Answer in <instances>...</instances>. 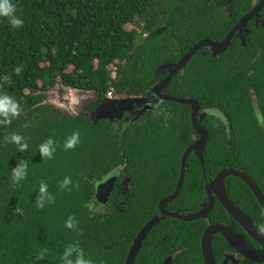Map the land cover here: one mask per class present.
I'll return each instance as SVG.
<instances>
[{"label":"trees","instance_id":"16d2710c","mask_svg":"<svg viewBox=\"0 0 264 264\" xmlns=\"http://www.w3.org/2000/svg\"><path fill=\"white\" fill-rule=\"evenodd\" d=\"M258 1L14 0L24 26L13 29L0 18V93L19 101L22 114L0 126V264H62L64 247L74 242L96 264H124L139 229L158 215L157 201L172 192L181 155L196 138L190 108L162 103L154 109L160 114H145L120 131L111 121L93 123L84 116L62 114L46 103L48 93L59 85L93 91L99 100L112 91L144 96L164 77L157 71L160 66L175 63L199 40H222ZM259 16L264 20V8ZM250 29L242 44L233 38L228 50L216 57L207 48L200 49L163 93L194 99L200 111L215 109L228 120L229 130L214 116L200 123L209 132L206 180L224 167L246 170L253 177L248 171L252 150L261 186L264 133L252 114L251 92L264 118V28ZM73 131H79L80 143L65 150L64 141ZM12 133L25 137L26 152L19 153L16 145L6 142ZM47 138L58 147L52 159L42 160L38 145ZM21 159L28 162V176L14 185L11 169ZM117 167L130 177L135 196L119 211L92 212L95 182ZM202 175L198 159L190 154L182 193L166 207L194 211L204 197L198 187ZM65 177L73 181L71 191L59 187ZM229 181L238 186L231 193L239 196L232 200L264 229V213L250 190L238 178ZM41 182L48 184L55 201L44 209L35 205ZM16 208L23 214H16ZM220 213L229 219L225 210ZM69 216L78 221L79 231L65 227ZM213 217L221 216L214 212ZM204 226L202 219L160 222L154 231L168 236L156 247L160 260L142 261L140 252L134 264H161L174 252L173 264H203ZM224 249L230 248L218 237L212 244L217 264Z\"/></svg>","mask_w":264,"mask_h":264},{"label":"water","instance_id":"95a60500","mask_svg":"<svg viewBox=\"0 0 264 264\" xmlns=\"http://www.w3.org/2000/svg\"><path fill=\"white\" fill-rule=\"evenodd\" d=\"M264 8V0H259L257 5L235 24V26L226 34V36L220 41H214L211 39H202L196 42L189 50L175 63L165 64L158 68V72L160 74H165L160 80H158L152 87L149 88L147 93L144 96H126L125 97V114H136L134 117L138 118L142 115L143 112L147 110H154L162 103H177L181 105L188 106L190 108V123L193 131L199 137L196 141L190 144L183 152L180 158V169H179V177L177 179V183L174 189V192L168 196L163 198L158 203V209L161 214L160 218H153L145 223L142 228L137 232L132 245L129 249L126 264H133L134 260L140 250L142 242L146 238L149 231L159 222V220L164 219L166 217L175 218L182 221H195L199 218H204L207 213L211 210L213 206L214 198L211 195V191L214 187L218 189L217 192L218 200L223 208L226 210L227 214L235 220L243 230L260 246L259 249H255L248 244H246L237 233L230 230L224 225L221 224H213L208 225L200 239V250L202 255L203 264H215L213 251H212V241L216 234L222 237L227 243H229L237 253L248 259L251 263L255 264H262L264 263V234L260 231L259 227L255 225V223L242 211H240L237 207L233 205L231 200L228 198L225 188H224V181L226 177L233 176L242 180L247 187L251 190L254 197L257 199L260 207L264 211V197L255 184L247 177L243 172L232 169L226 168L221 170L215 178L208 182L205 186L207 197H208V204L205 205L202 209L198 212L190 215H180L177 213H172L167 211L164 206L167 203L174 201L177 196L179 195L186 171V162L188 156L192 153L195 155L200 162L201 168L204 170V159L202 153L204 151L205 145L208 141V134L207 132L199 125L201 119L206 117L207 115H211L214 117L219 118L225 123V117L222 113L218 112L215 109H205L200 112V107L198 103L191 98H178L173 96H168L163 93L165 87L172 81L174 77L181 74V71L184 69L186 64L191 60V58L202 48H208L211 52L212 57H216L219 54L224 53L228 50L231 45L232 38L234 34L243 28L253 17H258L260 11ZM217 53V54H216ZM73 93L80 97L79 101L81 105L85 104L88 106L96 105L100 103L96 110H101L98 112L97 120L92 121L89 118L90 114H86L83 111H77L78 113L75 116H84L90 119L93 123H96L98 120H106L112 121V117L108 116V112L111 111L113 107H115L116 103L110 104L107 100H114L111 97V94H108V99L102 98L101 100L98 99V95L93 91H82L77 89H70ZM115 95V92H112ZM83 100V101H82ZM99 100V101H98ZM103 102V103H102ZM102 103V105H101ZM77 104V101H76ZM253 108L256 112L257 118L261 121V114L260 109L258 107L257 101H253ZM117 109L120 108V105L116 107ZM140 108V109H139ZM61 113L59 108H57ZM123 111V110H122ZM121 113V112H119ZM63 114V113H62ZM200 114V115H199ZM66 116H72L71 114L64 113ZM120 170L115 168L108 172L106 175L102 176V178L95 182L94 184V195L93 200L98 203L99 205H105L113 191V186L117 180V175H119ZM170 259V258H169ZM167 259L164 264H169L170 260ZM233 264H237L236 261H233Z\"/></svg>","mask_w":264,"mask_h":264},{"label":"flooded vegetation","instance_id":"af4514ba","mask_svg":"<svg viewBox=\"0 0 264 264\" xmlns=\"http://www.w3.org/2000/svg\"><path fill=\"white\" fill-rule=\"evenodd\" d=\"M257 3L258 2H256V3H253V7L249 10V11H251L256 5H257ZM248 11V12H249ZM248 12H246V13H248ZM261 12V11H260ZM245 13V14H246ZM245 14H243L242 16H244ZM241 16V17H242ZM241 17L237 20V22L241 19ZM236 22V23H237ZM235 23V24H236ZM235 24L230 28V30L235 26ZM250 26H254L256 29H259V28H264V20L263 19H261L260 18V16H258V17H253L243 28H241L239 31H237L235 34H234V36H233V38H236L241 44H242V42H243V39L250 33V31H251V29H250ZM229 30V31H230ZM228 31V32H229ZM226 36V35H225ZM232 38V39H233ZM246 39V38H245ZM245 41V40H244ZM208 49V48H207ZM209 50V49H208ZM210 51V50H209ZM211 53V52H210ZM181 73H182V71H181ZM180 75V74H179ZM178 76V75H177ZM65 90V89H64ZM251 97H252V103H253V101H256V98H255V95H254V92L252 91L251 92ZM96 107L97 106H92V107H90V109L92 110V109H96ZM140 109V108H139ZM152 112H156V114H160V112L159 111H155V110H147V111H145V112H143L142 113V115H140L138 118H135L134 116L136 115V114H133V115H131V114H125V118L121 121V123H120V125H118V126H113L115 129H119L120 131L121 130H123L126 126H128L130 123H134L135 121H137L139 118H141L142 116H144L145 114H152ZM200 112H202V111H200ZM219 112V111H218ZM221 113V112H220ZM223 114V113H222ZM252 114H254V117L256 118V120H257V122H258V124L261 126V131L264 133V118H263V113H262V111L260 110V114H261V121H259L258 120V118H257V115H256V112L254 111V109H253V112H252ZM200 115V114H199ZM224 115V114H223ZM208 116H211V115H207L206 117H204L203 119H201V121L199 122V125L207 132V134H208V141H209V132H208V130H207V128L205 127H203L200 123L202 122V121H204V120H206L207 118H208ZM225 117V116H224ZM219 119V118H218ZM219 121L225 126V128H226V130L228 129L229 130V124H228V120H227V118L225 117V123L222 121V120H220L219 119ZM112 123V125H113V122H111ZM118 123V122H117ZM191 124V123H190ZM192 128V127H191ZM193 130V129H192ZM195 133V132H194ZM196 134V133H195ZM199 137L196 135V138L194 139V141H196L197 139H198ZM193 141V142H194ZM208 141H207V143H206V145H205V148H204V151H203V153H202V156H203V159H204V154L206 153V146H207V144H208ZM192 142V143H193ZM192 143H190V144H192ZM189 144V145H190ZM188 145V146H189ZM238 145H239V148L240 149H242L243 150V145H242V143L241 142H239L238 143ZM187 146V147H188ZM186 147V148H187ZM228 147H229V144H228ZM185 148V149H186ZM192 154V153H191ZM263 154H264V152H263ZM195 156V155H194ZM249 156H250V158H249V162L251 163V168L249 167V172H251V173H254L255 175L252 177V176H250V174H248V172L246 171V170H240V168L239 169H237V168H232V169H236V170H239V171H241V172H243L247 177H249V179L255 184V186L258 188V190L261 192V194L263 195V197H264V184H262L261 183V186H260V175H258V171L254 168V166H255V164H256V161H257V159L255 158V156H254V154H252V150H250L249 151ZM197 158V157H196ZM198 159V158H197ZM259 161H261V160H259ZM198 162H199V159H198ZM199 166H200V162H199ZM200 168H201V166H200ZM226 168H231V167H224V168H221L220 170H218L214 175H213V177L211 178V179H209V180H206V178H205V170H206V163H205V160H204V170L201 168V170H202V179H200L199 180V188L200 189H202V191H203V195H204V197H203V201L198 205V207L194 210V211H191V212H189V210L190 209H188L187 207L186 208H181V207H179V208H177V210H172L171 208L169 209V208H167L166 207V205L168 204H166L165 206H164V208L167 210V211H169V212H172V213H177V214H180V215H190V214H194V213H196V212H198L200 209H202L205 205H207L208 204V197H207V192H206V189H205V186H206V184L208 183V182H210V181H212L214 178H215V176L221 171V170H223V169H226ZM117 169H119L120 170V174L119 175H117V180H116V182H115V184H114V186H113V191H112V193H111V195H110V197H109V199H108V201H107V203L105 204V205H99L98 203H96L97 205L96 206H98V209H96V212L95 213H101V214H103L104 212H108V211H110V210H117V211H119L120 209H121V207H123L124 206V204H125V206L126 205H128L129 204V199L130 198H132V197H134L135 196V193H134V190H133V183H132V181L130 180V177H128L126 174H123V169H122V167H117ZM179 169H180V164H179ZM186 172V171H185ZM178 177H179V174H178V176H177V178L175 179V183H174V186H173V190H172V192L170 193V194H168V195H166V196H164V197H160L159 198V200L157 201V211H158V215L157 216H155V217H153V218H160V216H161V214H160V212H159V209H158V203H159V201L160 200H162L163 198H165V197H168V196H170L173 192H174V189H175V186H176V183H177V179H178ZM231 177H233V176H229V177H226L225 178V181H224V188H225V192H226V194H227V196H228V198L231 200V202L233 203V205L235 206V207H237L240 211H241V209L238 207V205L232 200V197L233 196H239V194H237V195H235V194H232V193H236V189H237V185L234 183V182H232V181H229L230 180V178ZM257 177V179H255ZM236 178V177H235ZM184 179H185V177H184ZM239 179V178H238ZM257 180V182L259 183V186H258V184H257V182L255 181V180ZM240 180V179H239ZM246 187H247V185L242 181V180H240ZM123 182H125V186H123ZM264 182V181H263ZM183 183H184V181H183ZM182 187H183V185H182ZM124 188H125V192H124ZM248 188V187H247ZM249 189V188H248ZM250 190V189H249ZM211 191V195H212V197L214 198V201H213V206H212V208H211V210L207 213V215L204 217V218H199V219H196V220H200V219H202L203 221H204V223H205V226L203 227V229H202V232H201V235H202V233H203V231H204V229L208 226V225H213V224H221V225H224V226H226L227 228H229L230 230H232V231H234L235 233H237L238 235H239V237L246 243V244H248L249 246H251V247H253V248H255V249H259L260 248V246L243 230V228L235 221V220H233L228 214V217H229V219L228 218H226V217H224V216H222V213H220V212H222V210H225L224 208H223V206L220 204V201L218 200V196H217V192H219L218 191V189L216 188V187H214L213 188V190H210ZM187 192H189V191H187ZM232 192V193H231ZM250 192H251V190H250ZM182 193V188H181V191H180V193H179V195ZM251 194H252V192H251ZM112 195H115L116 197H117V199L115 200H113V201H111V197H112ZM140 195H144L143 193H138L137 194V196H140ZM178 195V196H179ZM253 195V194H252ZM177 196V197H178ZM145 197H147V196H144V198ZM253 197H254V195H253ZM255 198V197H254ZM177 199V198H176ZM175 199V200H176ZM174 200V201H175ZM255 200H256V202H257V204H258V206H259V208L262 210V212L264 213V211H263V209L260 207V205H259V203H258V201H257V199L255 198ZM95 202V201H94ZM173 202V201H172ZM171 203V202H170ZM252 207H253V209H254V211H257V206L256 205H252ZM97 210H98V212H97ZM214 212H216V213H218L221 217H219V219L217 218V217H213V213ZM225 212H226V210H225ZM227 213V212H226ZM245 214V213H244ZM246 215V214H245ZM248 216V215H247ZM249 217V216H248ZM153 218H151V219H153ZM251 220H252V218L251 217H249ZM150 219V220H151ZM167 219H175V218H170V217H166V218H164V219H161V220H159V222L149 231V233L147 234V236H146V238L144 239V241L142 242V245H141V247H140V250H139V252H138V254H137V256L139 255V253L140 252H142L141 253V255H140V259L142 260V261H157V260H160V258H161V256H160V254H159V250H156V247H158V246H160V245H162V243L164 242V241H166L167 240V237L168 236H165V237H161L160 236V230H155L154 231V228L160 223V222H163V221H165V220H167ZM175 220H178V219H175ZM195 220V221H196ZM149 221V220H148ZM147 221V222H148ZM178 221H181V222H185V221H182V220H178ZM253 221V220H252ZM146 222V223H147ZM187 222H193V221H187ZM254 223H255V221H253ZM173 223V222H172ZM144 225V224H143ZM255 225H256V223H255ZM257 226V225H256ZM257 227H259V226H257ZM142 228V227H141ZM140 228V229H141ZM139 229V230H140ZM180 229L182 230L183 229V226H181L180 227ZM259 229H260V227H259ZM260 231H261V229H260ZM262 232V231H261ZM263 233V232H262ZM136 236V235H135ZM218 237H220L218 234H216L215 236H214V238H213V241H212V244L217 240V238ZM135 238V237H134ZM134 238H133V240H134ZM220 238H222V237H220ZM200 239H201V237H200ZM223 239V238H222ZM224 240V239H223ZM225 241V240H224ZM133 242V241H132ZM226 242V241H225ZM226 244H228V246H229V248L230 249H224L223 250V253H222V257H221V260L219 261V263L218 264H233V261H236L237 262V264H247V263H249L250 261L248 260V259H246L245 257H243L242 255H240L239 253H237L236 251H235V249L229 244V243H227L226 242ZM132 245V244H131ZM131 247V246H130ZM130 249V248H129ZM128 252H129V250H128ZM128 252L126 253V255H125V262H124V264H126V260H127V256H128ZM174 255H175V252L173 253V254H171L170 256H168L165 260H163V262L161 263V264H164V262L167 260V259H169L170 260V262H169V264H173V260H174ZM136 256V257H137ZM214 257V256H213ZM135 260H136V258H135ZM135 260H134V263H135ZM215 261V260H214ZM133 263V264H134ZM215 264H217L216 262H215Z\"/></svg>","mask_w":264,"mask_h":264},{"label":"clouds","instance_id":"9594fccd","mask_svg":"<svg viewBox=\"0 0 264 264\" xmlns=\"http://www.w3.org/2000/svg\"><path fill=\"white\" fill-rule=\"evenodd\" d=\"M18 9L14 0H0V18L5 19L13 29H21L24 26V20L19 16ZM110 94V93H109ZM22 114L20 102L8 94L0 93V126H8L13 119L18 118ZM6 142L16 145L19 153L26 152L29 144L25 137L16 133L10 134ZM80 143L79 131L73 133L66 138L63 147L65 150H72ZM57 143L52 138H47L43 143L38 145V153L42 160H50L57 151ZM28 162L21 159L16 166L11 169V180L14 185L20 184L28 176ZM73 181L70 177H65L59 182V187L64 191H71ZM78 187V185H75ZM38 195L35 198V205L38 209H44L47 205L53 204L54 197L49 192L47 183L41 182L38 189ZM15 213L22 215V209L16 208ZM65 227L69 230L79 231L78 221L74 216H69L65 221ZM264 231V229H261ZM47 250L41 252L39 259L43 260ZM62 264H96V262L86 254L79 242L67 244L60 256Z\"/></svg>","mask_w":264,"mask_h":264},{"label":"rangeland","instance_id":"374dc122","mask_svg":"<svg viewBox=\"0 0 264 264\" xmlns=\"http://www.w3.org/2000/svg\"><path fill=\"white\" fill-rule=\"evenodd\" d=\"M126 28L132 29V26H127ZM112 92H114V91H112ZM112 92L110 94L114 100H107V102H110V104H113V102H115L116 105H115V107H113L111 109L110 112H108L106 114H108V116H109V114H110V116H114V117H112L113 119L111 122H113V126H118V125H120L121 121L125 118V96L115 95ZM79 99H80V97H77V95L75 93H73L72 91H70V89L66 88L64 90L58 85V86L53 87V89L48 93L46 103L53 105L54 107L59 108L64 113H68V114H71L73 116H75V114L78 113L77 111H79V112L82 111V106H83V111L86 114H90L89 118L92 121L97 120V116L99 114L98 112H101V114H103L101 110H96V109L91 110L90 109V107H92V106H97L96 108H98L100 103H97L96 105H92V106H88L85 104L81 105V102L79 101ZM104 99H108V96H105ZM76 101H77V104H76ZM102 103H101V105H102ZM119 105H120V108L117 109L116 107H118ZM119 112H121V113H119ZM123 186H125V182H123ZM124 192H125V188H124ZM96 205L97 204H96V202H94V200H92L89 203V208L94 213L96 212V209H98V206H96ZM97 212H98V210H97Z\"/></svg>","mask_w":264,"mask_h":264},{"label":"crops","instance_id":"0c3cea01","mask_svg":"<svg viewBox=\"0 0 264 264\" xmlns=\"http://www.w3.org/2000/svg\"><path fill=\"white\" fill-rule=\"evenodd\" d=\"M126 97V96H125ZM64 114V112H62ZM73 116V115H72Z\"/></svg>","mask_w":264,"mask_h":264}]
</instances>
